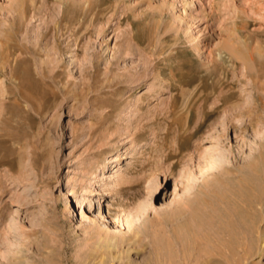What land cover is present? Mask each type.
I'll list each match as a JSON object with an SVG mask.
<instances>
[{
  "label": "rangeland",
  "instance_id": "1",
  "mask_svg": "<svg viewBox=\"0 0 264 264\" xmlns=\"http://www.w3.org/2000/svg\"><path fill=\"white\" fill-rule=\"evenodd\" d=\"M190 1L0 0V264H264V0Z\"/></svg>",
  "mask_w": 264,
  "mask_h": 264
},
{
  "label": "bare ground",
  "instance_id": "2",
  "mask_svg": "<svg viewBox=\"0 0 264 264\" xmlns=\"http://www.w3.org/2000/svg\"><path fill=\"white\" fill-rule=\"evenodd\" d=\"M34 0H32V2H33ZM196 1V0H195ZM193 3H194V0H191L187 5H189V6H192L193 5ZM24 4V3H23ZM193 11V10H192ZM191 13V12H190ZM131 35V34H130ZM129 39H130V37H129ZM132 40V38L130 39V41ZM199 48H201V46L199 47ZM206 90H207V88H206ZM206 92V91H205ZM220 94H222V93H220ZM219 94V95H220ZM218 97H221V96H218ZM223 98V97H222ZM225 98H226V96H225ZM204 100L206 99V98H203ZM224 99V98H223ZM222 99V100H223ZM219 101V100H218ZM205 102V101H204ZM224 102H225V100H223V104H224ZM174 105V104H173ZM172 106V105H171ZM232 107H234V106H232ZM223 109V108H222ZM225 109V108H224ZM215 111V110H214ZM231 111V110H230ZM260 145V144H259ZM260 148L258 149V154H257V156H254L252 159V162H250L249 161V167H250V170L252 171V173L254 172V173H256V175H257V178L255 177V176H252V175H250L251 177H255V179L258 181V182H260V189H261V191L260 192H258L256 195H254V197H255V200H256V202H257V205L259 204V206H260V209L258 210V209H254V212L256 213V214H258V211L260 212V213H262V207H261V205L262 206H264L262 203H263V200H264V146H259ZM157 163V162H156ZM247 165V164H246ZM243 170V169H242ZM200 174H199V176L200 175H202V178L204 179L206 176H208L209 174H211L212 173V171H213V167H212V164H208V165H206L204 168L203 167H200ZM233 171L229 168V169H227L226 168V170H225V173L228 175V176H233V173H232ZM245 171H243V173H244ZM255 175V174H254ZM241 176H244V175H241ZM240 176V177H241ZM246 176V175H245ZM244 176V177H245ZM244 177L243 178H241V179H244ZM249 177V176H248ZM123 175H122V173L120 172V171H116V172H112V173H108L107 175H105L104 176V180H105V182H106V185H110V184H112L114 187H119L120 185H121V183H122V180H123ZM229 178V177H228ZM196 179H198V177H196ZM240 179V178H239ZM247 179V176L245 177V180ZM253 179V178H252ZM206 180V179H205ZM251 180V179H250ZM244 181V180H243ZM253 182H254V180H253ZM194 183H196V182H194ZM246 183V182H245ZM249 183H250V181H249ZM249 183L247 182L246 184H248V186H250L249 185ZM251 185L252 184H255V183H250ZM257 184V183H256ZM255 184V185H256ZM254 185V186H255ZM258 185V184H257ZM256 185V186H257ZM194 186V185H193ZM253 186V185H252ZM197 187V189H198V187H199V184L196 186ZM196 187H194V188H196ZM258 187V186H257ZM193 188V189H194ZM253 188V187H252ZM251 188V189H252ZM254 188H256V187H254ZM258 189V188H257ZM189 190H192V189H189ZM252 191V190H251ZM256 193V192H255ZM252 196V195H251ZM253 197V198H254ZM251 200V199H250ZM194 201H195V203H194ZM253 201V200H252ZM255 202V201H254ZM254 202H252L253 204H254ZM200 203V198L198 197V199L196 198V200H191V199H188L187 200V203H185L183 206H181L178 210H176V216L178 217V218H180V217H182L187 211H190V213H191V216H192V218H193V220L195 221L196 219H198V217H195V214H197V209H198V207H199V204ZM250 205L252 206V204H249V207H250ZM255 205V204H254ZM253 205V206H254ZM248 208V207H247ZM246 208V209H247ZM251 208H253V207H251ZM249 209V208H248ZM123 212V214H126L125 212V210L123 209L122 210ZM250 211V210H249ZM253 210H251L250 212H252ZM175 213V212H174ZM264 213V212H263ZM251 214V213H250ZM260 215V214H259ZM125 218V217H124ZM260 218H263L264 219V216L263 217H261L260 216ZM127 221V225H128V227L131 229V228H134V224L132 223V222H130L129 220H128V218H125ZM140 219H141V217H140ZM139 219V220H140ZM252 220H254V219H252ZM256 221V220H255ZM264 221V220H263ZM257 222H258V219H257ZM256 222V223H257ZM260 222V221H259ZM136 225V224H135ZM256 225V224H255ZM258 228V227H257ZM261 230V229H260ZM261 234H264V230L263 231H259ZM258 232V233H259ZM263 237V236H262ZM113 239L114 238H111V239H109V241H113ZM259 239H260V237H259ZM264 239V238H263ZM262 239V240H263ZM261 240V241H262ZM263 243H262V246H264V240L262 241ZM255 244V243H254Z\"/></svg>",
  "mask_w": 264,
  "mask_h": 264
}]
</instances>
